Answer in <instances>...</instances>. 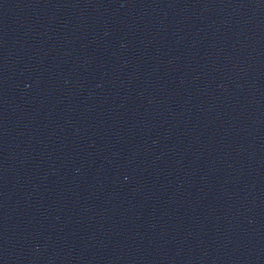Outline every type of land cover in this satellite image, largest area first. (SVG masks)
<instances>
[{
    "label": "water",
    "instance_id": "obj_1",
    "mask_svg": "<svg viewBox=\"0 0 264 264\" xmlns=\"http://www.w3.org/2000/svg\"><path fill=\"white\" fill-rule=\"evenodd\" d=\"M0 264H264V0H0Z\"/></svg>",
    "mask_w": 264,
    "mask_h": 264
}]
</instances>
